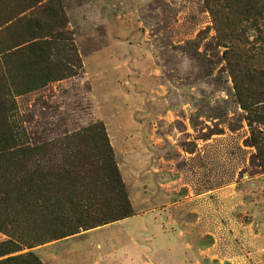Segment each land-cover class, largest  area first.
Here are the masks:
<instances>
[{
  "label": "rangeland",
  "instance_id": "rangeland-1",
  "mask_svg": "<svg viewBox=\"0 0 264 264\" xmlns=\"http://www.w3.org/2000/svg\"><path fill=\"white\" fill-rule=\"evenodd\" d=\"M49 1L23 15L45 25L36 30L54 40L49 60L65 76L19 94L0 57L15 102L9 121L18 143L52 148L35 159L42 174L72 143H109L132 215L88 235L94 228L49 238L53 199L31 217L2 165L0 244L11 241L20 248L11 255L32 251L44 264L92 240L117 256L137 247L136 264H264V124L248 125L224 53L237 51L240 99L252 105L264 91V27L261 36L246 27V43L229 46L216 30L225 15L215 25L205 0ZM254 106L251 118L264 121V101ZM51 180L42 176L38 192L60 197Z\"/></svg>",
  "mask_w": 264,
  "mask_h": 264
},
{
  "label": "trees",
  "instance_id": "trees-1",
  "mask_svg": "<svg viewBox=\"0 0 264 264\" xmlns=\"http://www.w3.org/2000/svg\"><path fill=\"white\" fill-rule=\"evenodd\" d=\"M7 1L9 0H0V34L4 33L7 39L5 47L0 48V57L3 62L9 64L7 73L10 72L8 76L14 86L13 89L20 94L44 85L47 81L64 78L63 73L57 72L61 64H54L49 60L48 51L52 48L54 40L44 39L47 35L36 30L45 25L40 24L41 20L38 18H27L23 15L27 9L36 6L42 0H18L13 6H7L9 3ZM205 1L215 25L219 24V14L225 15V20L220 22L221 27L218 26L216 30L219 38L226 44L229 45L235 39L239 41L242 39V43H246L244 30L248 26L255 28L258 36H261L264 27V0ZM48 16L59 17L53 10H48ZM61 22H64L63 19ZM4 35L2 37L5 38ZM37 38L42 39L33 41ZM229 49L224 53L228 64L230 63L229 67H232L230 72L240 104L248 112L246 117L248 125L251 126L253 121L264 124L261 117L251 118V113L257 109L254 104L264 101V91L257 92V95L262 97L252 105L240 99L241 89L237 84L240 74L235 69L236 64L231 66L237 51L231 53ZM4 80L5 77L1 76L0 168L5 165L6 170H9V184L13 192L18 194L20 198L18 201L21 202L23 209L31 217L41 215V206L45 204L52 206L53 199L55 209L48 215L50 223L56 225L55 228L50 227L49 238L60 239L78 233L79 229L88 230L132 215L109 143L78 145L72 143L59 164L52 165L44 172L45 174L39 173L35 159L48 157L52 148L18 143L19 131L9 121L8 114L15 109V102L10 98V94L8 96V89L2 83ZM30 165H34L35 168H29ZM42 176L53 178L51 181L54 182L57 193H61L60 197L51 198L49 193L42 195L38 192L36 182ZM31 247L33 246L28 248ZM19 249L11 241L0 244V257L5 256L0 259V264H44L32 251L11 255Z\"/></svg>",
  "mask_w": 264,
  "mask_h": 264
},
{
  "label": "crops",
  "instance_id": "crops-1",
  "mask_svg": "<svg viewBox=\"0 0 264 264\" xmlns=\"http://www.w3.org/2000/svg\"><path fill=\"white\" fill-rule=\"evenodd\" d=\"M122 222H127V220L117 221L114 222L112 225H105L100 226L98 228H94L91 230H88L87 235L102 229L107 228L108 226H116L122 224ZM77 238V237H72ZM59 244V243H58ZM55 243L54 245H58ZM53 245V247H54ZM89 246L86 247L83 251H78L76 249L74 252L73 250L68 254L69 252H54L53 253V261L54 264H80V262H77L73 256L82 259L84 258L86 262L84 264H136V260H140L141 253L137 247H131V252L129 256L126 257L125 253L122 252L119 256H117L114 251L112 254H106L101 250L102 248V242L98 240H92L89 244ZM136 250V251H135ZM72 256V257H71ZM116 258V259H113ZM117 261V262H116Z\"/></svg>",
  "mask_w": 264,
  "mask_h": 264
}]
</instances>
